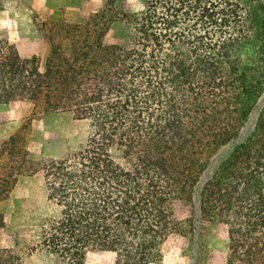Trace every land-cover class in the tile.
<instances>
[{
    "label": "trees",
    "instance_id": "1",
    "mask_svg": "<svg viewBox=\"0 0 264 264\" xmlns=\"http://www.w3.org/2000/svg\"><path fill=\"white\" fill-rule=\"evenodd\" d=\"M139 2L106 0L42 64L0 37V104L27 100L87 126L76 149L38 166L23 136L4 140L0 158L15 163L0 193L43 174L59 218L41 246L60 264L90 252L162 264L175 239L196 264L209 225L226 233L225 264H264V102L245 131L264 90V0ZM115 23L128 32L108 42Z\"/></svg>",
    "mask_w": 264,
    "mask_h": 264
},
{
    "label": "rangeland",
    "instance_id": "2",
    "mask_svg": "<svg viewBox=\"0 0 264 264\" xmlns=\"http://www.w3.org/2000/svg\"><path fill=\"white\" fill-rule=\"evenodd\" d=\"M105 1L0 0V37L5 38L21 57L36 56L42 64L52 52L53 43L69 48L73 39L65 31L71 32L75 26L82 27L89 14L99 10ZM110 2L123 9H138L140 6L139 0ZM127 30L125 24L115 23L105 39L108 42L121 39ZM263 102L264 90L245 123V131L253 128ZM86 127L85 123L74 122L71 114L43 113L27 100L0 104V146L4 140L19 133L23 136L28 157L37 166L44 159L76 149ZM225 152L224 149L222 153ZM9 158L8 153L0 158V189L4 186L3 181L9 180L8 167L15 163ZM3 195L0 193V249H7L10 253L11 264H60L56 256L49 255L41 246L44 232L48 231L52 221L59 218L58 207L47 198L43 174L17 176L6 197ZM227 248L224 229L219 225L207 226L196 264H225ZM185 249H188L187 242L173 240L166 249L162 264H186ZM85 264H113V255L90 252Z\"/></svg>",
    "mask_w": 264,
    "mask_h": 264
}]
</instances>
